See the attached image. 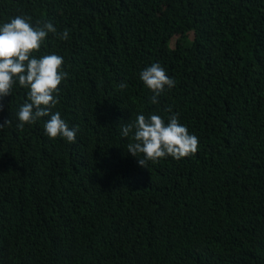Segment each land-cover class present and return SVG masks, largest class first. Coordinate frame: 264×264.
Masks as SVG:
<instances>
[{"label":"trees","instance_id":"trees-1","mask_svg":"<svg viewBox=\"0 0 264 264\" xmlns=\"http://www.w3.org/2000/svg\"><path fill=\"white\" fill-rule=\"evenodd\" d=\"M17 15L69 32L34 55L64 58L52 111L77 134L17 129L18 83L0 99V264H264V0H0ZM168 107L198 151L142 167L122 126Z\"/></svg>","mask_w":264,"mask_h":264},{"label":"clouds","instance_id":"clouds-1","mask_svg":"<svg viewBox=\"0 0 264 264\" xmlns=\"http://www.w3.org/2000/svg\"><path fill=\"white\" fill-rule=\"evenodd\" d=\"M30 21V16L17 15L0 25V99L12 94L13 86L18 83L28 91L16 113L17 129L22 131L25 124L32 125L42 117H48L44 123L47 136L50 139L63 137L74 143L77 128H70L59 112L52 111L58 103L59 86L68 76L63 70L64 58L54 52L39 57L34 55L40 51L49 33L67 40L69 32H57L50 21L37 22L35 27ZM139 79L152 93L149 102L153 105L159 104L165 91L175 86V80L158 62L146 66L139 73ZM118 87L124 89L127 84L121 83ZM165 110L172 113L171 107ZM5 124H11V121L6 120L0 128ZM121 135L131 136L127 151L138 157V164L145 168L149 161L156 163L169 156L180 159L194 155L199 148L198 137L189 133L175 113L168 116L167 122L157 114L138 113L134 121L122 126ZM141 154L143 158H139Z\"/></svg>","mask_w":264,"mask_h":264},{"label":"rangeland","instance_id":"rangeland-1","mask_svg":"<svg viewBox=\"0 0 264 264\" xmlns=\"http://www.w3.org/2000/svg\"><path fill=\"white\" fill-rule=\"evenodd\" d=\"M189 40H193L194 38H195V32H191L190 34H189ZM178 38H179V36L177 35V36H175L173 39H172V41H171V45L172 46H175V44H176V41L178 40Z\"/></svg>","mask_w":264,"mask_h":264}]
</instances>
